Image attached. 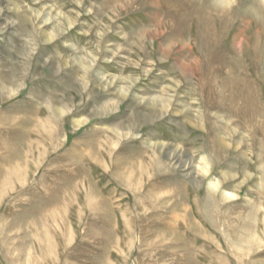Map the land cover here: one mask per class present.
I'll return each instance as SVG.
<instances>
[{"label": "rangeland", "instance_id": "rangeland-1", "mask_svg": "<svg viewBox=\"0 0 264 264\" xmlns=\"http://www.w3.org/2000/svg\"><path fill=\"white\" fill-rule=\"evenodd\" d=\"M0 264H264V0H0Z\"/></svg>", "mask_w": 264, "mask_h": 264}]
</instances>
